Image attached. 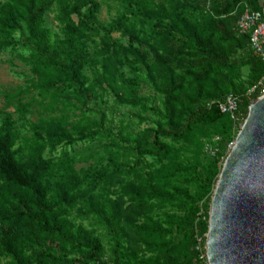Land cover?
<instances>
[{
	"label": "trees",
	"instance_id": "16d2710c",
	"mask_svg": "<svg viewBox=\"0 0 264 264\" xmlns=\"http://www.w3.org/2000/svg\"><path fill=\"white\" fill-rule=\"evenodd\" d=\"M104 1L0 0V55L26 48L30 70L2 94L0 264H207L222 158L264 84L237 21L264 3L110 0L117 16L102 23ZM143 78L160 106L140 96ZM230 94L237 124L218 107ZM107 97L148 127L115 139ZM216 136L221 155L203 163ZM96 142L104 155L83 148Z\"/></svg>",
	"mask_w": 264,
	"mask_h": 264
},
{
	"label": "water",
	"instance_id": "95a60500",
	"mask_svg": "<svg viewBox=\"0 0 264 264\" xmlns=\"http://www.w3.org/2000/svg\"><path fill=\"white\" fill-rule=\"evenodd\" d=\"M208 264H264V96L227 157L209 212Z\"/></svg>",
	"mask_w": 264,
	"mask_h": 264
},
{
	"label": "rangeland",
	"instance_id": "374dc122",
	"mask_svg": "<svg viewBox=\"0 0 264 264\" xmlns=\"http://www.w3.org/2000/svg\"><path fill=\"white\" fill-rule=\"evenodd\" d=\"M261 3L263 4L264 0H261ZM118 9L119 8L117 4H113L110 0H105L102 4L101 13L99 15L100 21L102 23H109L117 16ZM51 11L52 12L49 14L47 21L52 25L53 31L59 33V26L57 25V23L52 22L55 19L57 13L56 4L52 6ZM115 38L118 39L119 36L115 34ZM20 54V56H16L12 55L9 51H4L0 55V108L5 107V102L2 96L3 92L9 89H16L19 86H24L30 78V70L28 65L26 64V61L24 60L28 58L27 49L21 48ZM139 94L141 97L145 98V101L149 106L153 104L160 106L162 101L161 97L153 90L151 85L144 78L141 83ZM107 106L106 128L113 130L115 139H117V137L120 135V129H124L123 134L131 136L132 138L133 136L139 134V132L144 131L146 127H148V124L145 121L142 122L138 117L140 112L139 109L124 107L118 110L115 101L111 97H107ZM8 112L13 113V109H9ZM93 116L95 118H98L95 114H93ZM147 116L148 114H144L143 118H146ZM243 125L244 123L241 124V128ZM216 137L204 141V147L199 152V158L203 163L209 159H214V157H212L211 154L206 151V147L207 144H212L213 140ZM103 144L105 143L96 142L94 144L85 145L83 146V148H90L91 152L102 153L104 155L106 150L103 147ZM80 153H82L81 150ZM90 157L91 156L89 155V158ZM129 161L130 159H122L123 163H128ZM81 166L82 168H86L88 164L83 161Z\"/></svg>",
	"mask_w": 264,
	"mask_h": 264
},
{
	"label": "built area",
	"instance_id": "2783aa9c",
	"mask_svg": "<svg viewBox=\"0 0 264 264\" xmlns=\"http://www.w3.org/2000/svg\"><path fill=\"white\" fill-rule=\"evenodd\" d=\"M237 29L241 34H248L250 36V45L254 55L264 62V10L260 12L246 10L237 21ZM258 92H260V97L264 96L263 81L252 87L248 91V96L252 97ZM240 103V97L230 94L223 102L218 104V107L221 113L229 114L237 124L240 123L239 118L237 117ZM219 142L220 138L216 137L212 144H207L206 151L209 152L212 157L221 155L220 148L218 146ZM235 144L236 139L227 145V155L225 159L222 158L223 163H225L227 157L234 149Z\"/></svg>",
	"mask_w": 264,
	"mask_h": 264
}]
</instances>
